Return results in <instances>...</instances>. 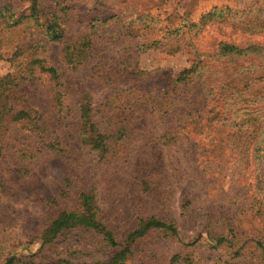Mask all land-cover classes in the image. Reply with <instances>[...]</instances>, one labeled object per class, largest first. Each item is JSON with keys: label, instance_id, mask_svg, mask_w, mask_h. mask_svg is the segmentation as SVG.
Returning <instances> with one entry per match:
<instances>
[{"label": "trees", "instance_id": "obj_1", "mask_svg": "<svg viewBox=\"0 0 264 264\" xmlns=\"http://www.w3.org/2000/svg\"><path fill=\"white\" fill-rule=\"evenodd\" d=\"M193 3L195 13L187 10L180 15L173 12L165 16L158 11H148L140 15L141 20L125 22L119 29L120 43L133 41L134 44L127 46L121 59L104 58L99 61L92 73V84L84 81L80 86V100L76 107L80 120L79 135L85 147L90 146L97 157L102 156L107 171L102 178L106 180L103 192L115 198L107 200L109 212L99 204L95 186L84 187L82 179L85 177L75 176L76 186L79 187L76 207H60L51 213L38 235L31 240L39 239L38 247H26L28 253L5 249L7 238L2 233L0 264H125L139 246L145 247L141 241L152 231L177 236L179 229L172 204L175 186L190 174L187 172L190 168L187 154L191 151L187 135L190 132L198 136L195 153L207 156L211 154L208 152H224L229 146L237 153L236 162L243 169H247L252 158L255 164L254 191L243 210L233 217L227 213L220 217L207 214V229L197 239L180 242L162 261L160 258L155 260L154 256L147 261L140 254L141 264H199L196 253L206 243H215L223 249L222 252H226L224 250L232 244L240 245L236 252L249 246L264 262V44L239 46L230 41H220L215 51L206 52L200 51L194 41L205 24L215 16L234 20L250 33L264 31V0H256L255 5L243 10H216L214 7L203 10L204 1L194 0ZM51 12H46L41 0H29L24 8L12 0H3L0 2V24H3L1 17L7 24L10 21L15 25L26 22L37 28L30 36L44 34L51 40H62L65 28L61 25L67 14H62L63 9L57 8L54 12L51 9ZM114 17L118 23L121 22L117 14L97 16L91 21L108 23ZM153 31L155 36L150 38ZM91 36L86 32L79 40L80 48L73 47L77 53H71L72 57L67 58L69 63L80 65L88 61ZM150 47H158L168 53L182 50L190 54V65L173 73L156 94L149 93V74L139 72L135 63V57L141 50ZM21 51L19 46L15 55ZM1 58L3 54L0 51ZM24 68L25 73L19 70L0 77V127L10 129L20 123L29 126L36 140L32 141V149L28 150L35 153L51 152L56 144L64 147L65 143L54 137V132L48 131L41 115L33 111L24 99L21 87L31 85L37 72L48 75L56 87L73 77V73L67 66L50 63L38 52L28 57ZM195 81L203 91L204 105L199 109H187V94L192 91ZM108 87L114 88L96 104L94 88ZM125 92L129 94L124 95ZM13 137L14 143L13 140H0L1 168L18 157L28 156L27 147L18 146V138ZM154 143L165 144L174 150L170 170L150 168ZM72 176L66 179L67 185L59 198L51 196L46 199L51 209L69 198ZM125 184L136 187L141 212L120 241L110 222L122 219L118 215L117 198ZM192 188L184 189L181 195L179 208L182 213L195 203L197 196L192 194ZM198 209H192L188 216L200 220ZM245 217L250 222L249 228L243 226ZM221 225L223 232H215V226ZM76 227L103 234L102 241L111 248L108 258L83 261L46 254V244L53 243Z\"/></svg>", "mask_w": 264, "mask_h": 264}, {"label": "rangeland", "instance_id": "obj_2", "mask_svg": "<svg viewBox=\"0 0 264 264\" xmlns=\"http://www.w3.org/2000/svg\"><path fill=\"white\" fill-rule=\"evenodd\" d=\"M12 1L23 8L29 3V0ZM24 1L27 2L24 4ZM202 1L205 3L202 5L203 10L213 7L216 10L230 8L243 10L255 5L256 2V0ZM193 2L194 0H41L49 14H52L51 9L54 12L56 8L63 9L62 14H67L61 25L65 28V37L62 40H51L44 34L30 36L31 32L37 31L32 24L24 22L15 25L12 21L7 24L1 17L3 24H0V51L3 58L0 59V77L19 70L25 73L24 66L28 57L34 52H38L52 64L67 66L73 73V77L66 79L62 85L57 86L58 88L48 75H39L38 72L31 85L25 84L21 87L24 89V99L33 107V111L41 115L48 131L54 132L52 135L59 137L58 139L65 143L64 147L56 144L55 150L51 152L35 153L34 150H28L32 149L31 143L36 140L29 126L20 123L10 129L0 127V140L10 141L16 136L18 146L22 144L27 147L25 151L28 155L22 156L21 159L18 157L7 163L4 168L0 167V235L4 233L7 238L5 249L28 253L26 247L31 249L38 247L39 239L31 240L38 235L50 214L60 207H76L79 187L76 186L78 182L74 180L75 176L85 177L82 179L84 187L95 186L96 193H99L97 196L99 204L109 212L107 200L115 198L103 192L106 180L103 181L102 178L107 171L103 166L102 156L97 157L95 150L90 146L85 147L79 135L80 120L76 114V107L80 100V86L84 81L92 84V73L99 61L104 58L121 59L127 46L134 44L133 41L120 43L119 29L125 22L141 20L140 15L148 11H158L165 16L173 12L180 15L187 10L195 13L196 6H193ZM111 14H117L121 22L118 23L116 17L108 23L91 21L97 16L108 17ZM86 32L92 35L88 61L80 65L69 63L67 58L77 53L73 47L80 48L79 40L86 35ZM154 36L155 31L149 37ZM194 41L200 51L213 52L220 41H230L239 46H247L250 43L264 44V31L250 33L240 28L234 20L232 22L231 19L225 20L215 16L205 24ZM69 45L71 47L67 49ZM19 46L22 51L15 55ZM135 63L139 72L145 71L149 74V93L156 94L168 83L173 73L190 65V54L182 50L168 53L158 47H150L141 50L135 57ZM114 87L99 90L94 88L96 104L103 101L104 96ZM127 94L129 92L124 93ZM186 100H188L187 109L203 107L205 101L203 91L196 81L192 84V91L187 94ZM123 101L125 102V99ZM187 137L191 148L187 154L190 167L187 172L190 174L175 186L172 204L173 215L177 218L178 235L174 237L159 230L152 231L141 241L145 247L139 246L125 264H141L143 260L140 254L144 255L147 261L151 256H154L155 260L160 258L159 260L162 261L167 255H171L180 242L194 241L200 233L206 231L207 214L220 217L227 213L229 217H233L235 213L243 210L254 191L255 164L252 158L247 169H243L236 162L237 153L229 146L224 152H208L211 154L206 156L194 151L198 136L190 132ZM154 144L151 149L150 168L160 171L170 170L172 157L175 156L174 150L165 144ZM30 152L33 156L29 155ZM69 176H72L73 180L69 198L60 201L51 209L46 199L51 196L59 198ZM192 186V194L197 196L194 198L195 203L182 213L179 208L181 195L184 189H190ZM120 191L117 198L118 215L122 219L110 224L113 225L117 239L123 241V236L141 210L137 204L139 194L134 185L125 184ZM192 209H198L200 220L196 221L188 216ZM243 226L250 227L246 217ZM214 231L223 232L222 225L215 226ZM102 238L103 234L95 233L92 229L76 227L53 243L46 244L44 250L47 255L58 258L103 260L108 258L111 248L102 241ZM239 246L232 244L224 250L226 252H222L223 249L215 243H206L198 248L196 257L199 264H264L249 246L236 252Z\"/></svg>", "mask_w": 264, "mask_h": 264}]
</instances>
